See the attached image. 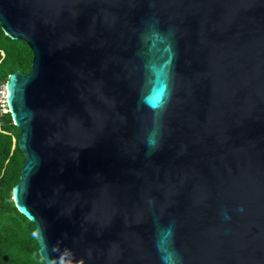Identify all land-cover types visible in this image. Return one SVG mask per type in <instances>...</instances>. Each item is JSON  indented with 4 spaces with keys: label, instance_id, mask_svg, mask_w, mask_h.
<instances>
[{
    "label": "water",
    "instance_id": "water-1",
    "mask_svg": "<svg viewBox=\"0 0 264 264\" xmlns=\"http://www.w3.org/2000/svg\"><path fill=\"white\" fill-rule=\"evenodd\" d=\"M12 188L45 264H264V0H0Z\"/></svg>",
    "mask_w": 264,
    "mask_h": 264
},
{
    "label": "trees",
    "instance_id": "trees-1",
    "mask_svg": "<svg viewBox=\"0 0 264 264\" xmlns=\"http://www.w3.org/2000/svg\"><path fill=\"white\" fill-rule=\"evenodd\" d=\"M32 51L22 40L9 38L0 25V86L10 73L27 72ZM19 128L8 111L0 112V264H45L33 236L34 224L21 214L12 200L24 155L17 145Z\"/></svg>",
    "mask_w": 264,
    "mask_h": 264
},
{
    "label": "built area",
    "instance_id": "built-area-1",
    "mask_svg": "<svg viewBox=\"0 0 264 264\" xmlns=\"http://www.w3.org/2000/svg\"><path fill=\"white\" fill-rule=\"evenodd\" d=\"M6 86L5 84L0 86V112L8 111L7 104H6Z\"/></svg>",
    "mask_w": 264,
    "mask_h": 264
}]
</instances>
